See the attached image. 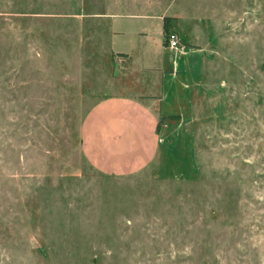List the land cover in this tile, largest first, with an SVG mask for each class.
<instances>
[{
  "label": "rangeland",
  "instance_id": "rangeland-1",
  "mask_svg": "<svg viewBox=\"0 0 264 264\" xmlns=\"http://www.w3.org/2000/svg\"><path fill=\"white\" fill-rule=\"evenodd\" d=\"M128 5L153 40L168 16L176 64L156 155L112 176L85 161L79 126L149 82L93 32ZM0 264H264V0H0Z\"/></svg>",
  "mask_w": 264,
  "mask_h": 264
},
{
  "label": "crops",
  "instance_id": "crops-1",
  "mask_svg": "<svg viewBox=\"0 0 264 264\" xmlns=\"http://www.w3.org/2000/svg\"><path fill=\"white\" fill-rule=\"evenodd\" d=\"M92 9L95 10L90 14L95 18L93 21H101L96 19L101 17L97 13L99 9ZM125 9L127 13H120L117 9L103 13L107 20H102L103 23L95 26L93 32L100 40L101 48H105L112 67L114 63L123 76L146 74L150 76L149 82L136 78L132 83L134 88L129 89L133 93L103 95L88 108L79 126L80 152L85 161L101 174L112 176L132 174L147 166L156 155L159 146L156 122L159 116L167 115L171 110L170 103L166 104L170 84L163 83L165 71L176 64V59H170L165 51L169 47L164 45L163 19L168 16L158 17L161 20L158 41L153 40L152 24L146 21L150 19L149 15L134 14L130 5ZM135 17L142 20H129ZM118 20L132 25H128L131 27L127 30L122 27L125 22ZM126 35L135 39H128L132 45L121 49L114 39Z\"/></svg>",
  "mask_w": 264,
  "mask_h": 264
},
{
  "label": "built area",
  "instance_id": "built-area-1",
  "mask_svg": "<svg viewBox=\"0 0 264 264\" xmlns=\"http://www.w3.org/2000/svg\"><path fill=\"white\" fill-rule=\"evenodd\" d=\"M167 46L169 48H175L177 43V37L174 32H168L166 36Z\"/></svg>",
  "mask_w": 264,
  "mask_h": 264
},
{
  "label": "trees",
  "instance_id": "trees-1",
  "mask_svg": "<svg viewBox=\"0 0 264 264\" xmlns=\"http://www.w3.org/2000/svg\"><path fill=\"white\" fill-rule=\"evenodd\" d=\"M165 20V19H164ZM166 28V25H165V21L163 22V29ZM160 123H161V119H158L157 122H156V131L158 132V129H159V126H160Z\"/></svg>",
  "mask_w": 264,
  "mask_h": 264
}]
</instances>
